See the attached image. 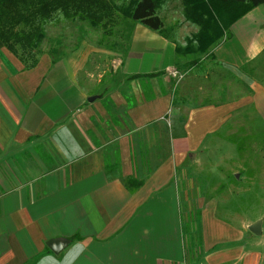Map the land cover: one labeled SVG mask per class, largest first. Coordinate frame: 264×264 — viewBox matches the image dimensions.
I'll use <instances>...</instances> for the list:
<instances>
[{"label": "crops", "instance_id": "obj_1", "mask_svg": "<svg viewBox=\"0 0 264 264\" xmlns=\"http://www.w3.org/2000/svg\"><path fill=\"white\" fill-rule=\"evenodd\" d=\"M263 24L259 5L211 49L228 94L264 50ZM165 52L162 63L132 51L122 74L153 75L106 81L88 101L77 67L48 50L27 67L0 40V264H264V224L224 217L215 200L199 205L195 250L184 249L178 181L189 161L213 166L221 145L236 152L219 132L238 102L197 101L206 75L192 72L174 103L156 75L172 43ZM248 86L263 110L264 87ZM128 178L141 185L131 191Z\"/></svg>", "mask_w": 264, "mask_h": 264}, {"label": "rangeland", "instance_id": "obj_2", "mask_svg": "<svg viewBox=\"0 0 264 264\" xmlns=\"http://www.w3.org/2000/svg\"><path fill=\"white\" fill-rule=\"evenodd\" d=\"M106 1L103 7H98L101 21L92 19L87 9H82L83 15L74 18L59 11L54 13L43 23L44 36L37 55L48 50L60 56L64 64L68 61L71 67H77L84 88L96 95L94 93L99 92L106 81H130L133 74L122 73H126L127 57L132 51L155 54L162 57L164 63L165 49L172 43L175 53L172 61L165 71L156 73L172 85L174 103L184 100L178 97L179 84L185 79V73L192 72L196 76L206 75L197 101L199 98L217 104L236 98L238 102L234 118L225 122L219 132L225 142L235 146L236 152H227L221 145L224 153L219 163L212 159L214 165L208 166L202 161H189L184 178L178 181L186 249L190 235L188 240L195 250L197 212L201 202L209 205L217 201V206L224 211L223 216L238 223L264 224V109L261 110L262 103L257 105L256 101L249 100L252 91L248 86L264 87V51L248 65V73H243L247 83L232 78L234 85L231 84L228 94L227 74L210 56H204L205 53L198 50L194 55L199 57L198 62L190 71L188 55L183 51L176 52V48L182 49L187 41H193L198 30V25L186 18L181 0ZM133 1L142 4L138 12H132ZM82 4L88 6L90 1L83 0ZM110 7L111 15H107ZM261 28L264 30V25ZM165 35L168 40L161 39L160 36ZM85 75L88 76L86 79ZM194 100H191L193 105ZM25 159L29 167L35 169L31 159Z\"/></svg>", "mask_w": 264, "mask_h": 264}, {"label": "trees", "instance_id": "obj_3", "mask_svg": "<svg viewBox=\"0 0 264 264\" xmlns=\"http://www.w3.org/2000/svg\"><path fill=\"white\" fill-rule=\"evenodd\" d=\"M89 1L90 4L87 6L82 4L83 0H0V40L8 49L18 55L27 67H32L37 62L39 45L44 36L43 23L48 21L54 13L59 11L66 17L74 18L75 15H83L82 9H87L91 13L92 19L101 21V15L97 11L98 7H103L106 0ZM181 1L184 4L183 12L186 18L198 25L193 41H187L182 49L176 48V52L183 51L188 55L187 65H194L198 62L199 57L194 56L198 50L205 53L204 56H210L211 49L231 37L230 27L233 23L253 8L264 5V0ZM131 4L134 5L132 12H138L142 5L134 1ZM107 15H111V7ZM35 51L36 55H33ZM254 62L255 59L245 63L241 66L240 71L248 73V65ZM145 75L151 76L153 73L134 74L132 78ZM139 185H141L139 180L131 178L126 180V186L131 191ZM197 213L199 216V212ZM182 235L184 239L183 231ZM188 239H190V235ZM188 239L187 245L191 249L192 244ZM184 249L186 250L185 242Z\"/></svg>", "mask_w": 264, "mask_h": 264}, {"label": "water", "instance_id": "obj_4", "mask_svg": "<svg viewBox=\"0 0 264 264\" xmlns=\"http://www.w3.org/2000/svg\"><path fill=\"white\" fill-rule=\"evenodd\" d=\"M96 98H97L96 95L90 96V97L88 98V101H93V100H95ZM254 225H255V224H254Z\"/></svg>", "mask_w": 264, "mask_h": 264}]
</instances>
